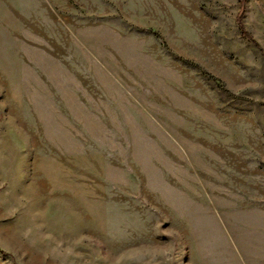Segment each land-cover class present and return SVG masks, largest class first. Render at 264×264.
Wrapping results in <instances>:
<instances>
[{
	"label": "rangeland",
	"instance_id": "1",
	"mask_svg": "<svg viewBox=\"0 0 264 264\" xmlns=\"http://www.w3.org/2000/svg\"><path fill=\"white\" fill-rule=\"evenodd\" d=\"M0 264H264V0H0Z\"/></svg>",
	"mask_w": 264,
	"mask_h": 264
},
{
	"label": "trees",
	"instance_id": "2",
	"mask_svg": "<svg viewBox=\"0 0 264 264\" xmlns=\"http://www.w3.org/2000/svg\"><path fill=\"white\" fill-rule=\"evenodd\" d=\"M244 7V3L242 4V8ZM238 24H239V27L242 31V34L247 37L250 41H252L255 45L257 46H260L259 43L255 40V38L253 37V35L246 29V26L243 22V19H242V14L239 15L238 17ZM263 51V50H262Z\"/></svg>",
	"mask_w": 264,
	"mask_h": 264
}]
</instances>
